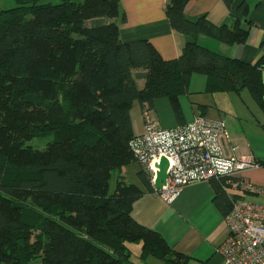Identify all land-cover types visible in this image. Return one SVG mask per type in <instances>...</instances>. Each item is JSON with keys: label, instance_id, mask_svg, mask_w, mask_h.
<instances>
[{"label": "trees", "instance_id": "1", "mask_svg": "<svg viewBox=\"0 0 264 264\" xmlns=\"http://www.w3.org/2000/svg\"><path fill=\"white\" fill-rule=\"evenodd\" d=\"M188 1L166 2L172 28L191 37L172 59L148 39L122 41L120 0H18L0 13V264H134L129 242H142L143 259L187 264L132 216L134 201L155 190L134 150L133 104L166 97L181 120L180 97L202 73L215 91L247 88L264 109V56L247 63L197 41L245 43L249 30L190 20ZM233 8L249 13L245 1ZM46 137L44 148L27 144ZM132 162L142 185L119 173L111 190L113 172ZM216 188L227 214L233 200Z\"/></svg>", "mask_w": 264, "mask_h": 264}, {"label": "crops", "instance_id": "2", "mask_svg": "<svg viewBox=\"0 0 264 264\" xmlns=\"http://www.w3.org/2000/svg\"><path fill=\"white\" fill-rule=\"evenodd\" d=\"M245 1L249 7L243 16L233 6ZM167 0H120V15L115 19L120 26V38L124 42L148 39L165 59L180 56L191 37L172 28L166 14ZM229 7L224 0H190L184 14L190 20L206 15L216 26L238 23L250 32L245 43L228 44L209 35L201 34L197 41L204 47L227 57L255 63L264 56V0H236ZM143 81H140V84ZM240 91H220L208 86V77L193 73L188 93L180 97L183 117L179 120L168 98L158 97L150 107L153 118L163 128H173L178 124L193 121L198 116L212 120H224L233 144L239 146L237 153L247 154L262 163L241 173L249 182L264 187V109L252 97L253 102L237 100L231 93L242 95ZM207 94L213 95L207 96ZM135 135L146 131L143 105L136 101L130 111ZM139 165L140 163L137 162ZM123 166L113 172L117 179L120 173L125 178H134L140 185V168ZM112 175V177H113ZM218 181H201L186 185L172 199L168 200L155 190H147L133 203L132 216L140 224L158 231L167 244L176 252L187 256V264H219L221 259L216 247L227 236L228 226L224 212L216 202ZM139 185V184H138ZM223 187V185L221 184ZM228 196L233 197L224 187ZM249 201L264 204V197L246 195ZM131 261L134 264H163L155 256L142 258V242H129Z\"/></svg>", "mask_w": 264, "mask_h": 264}, {"label": "built area", "instance_id": "3", "mask_svg": "<svg viewBox=\"0 0 264 264\" xmlns=\"http://www.w3.org/2000/svg\"><path fill=\"white\" fill-rule=\"evenodd\" d=\"M146 131L137 136L134 150L138 161L152 174L154 185L165 157L168 177L155 192L172 200L186 185L201 181H218L233 194L232 208L226 214L227 236L216 247L219 264H264V204L245 198L264 197V187L241 177V173L261 164L253 156L238 154L224 120L198 116L193 121L163 128L143 105Z\"/></svg>", "mask_w": 264, "mask_h": 264}, {"label": "rangeland", "instance_id": "4", "mask_svg": "<svg viewBox=\"0 0 264 264\" xmlns=\"http://www.w3.org/2000/svg\"><path fill=\"white\" fill-rule=\"evenodd\" d=\"M47 2H51V3H59L60 0H40V3H47ZM19 5V2L18 0H0V13L3 12V11H7V10H10L14 7H17ZM141 84H143V82H141ZM207 96H211V98H213L212 96L213 95H210V94H207ZM231 96L233 98H237V100H245V101H249V102H253L252 100V97L250 95V93L247 91V90H244V92L242 93V95L239 97L238 95L234 94V93H231ZM52 139V137H46V138H34L30 141L27 142V144H30V145H33L34 147H37V148H44L46 146V144L48 143V141H50ZM128 166H131L129 167L130 168H140V165L137 163V162H132L131 164H129ZM137 174V171L135 173V176ZM130 175L132 174H128V178H125L127 180V182L129 183H135V184H141V182L139 183L138 179L134 176V178L130 177ZM115 176L116 174L114 173L112 179H111V190L114 189V186H115V182H116V179H115Z\"/></svg>", "mask_w": 264, "mask_h": 264}, {"label": "water", "instance_id": "5", "mask_svg": "<svg viewBox=\"0 0 264 264\" xmlns=\"http://www.w3.org/2000/svg\"><path fill=\"white\" fill-rule=\"evenodd\" d=\"M157 167L159 168V170L157 171L154 185L157 189H161L168 177V173H167L169 167L168 160L165 157H163L160 163L157 164Z\"/></svg>", "mask_w": 264, "mask_h": 264}]
</instances>
